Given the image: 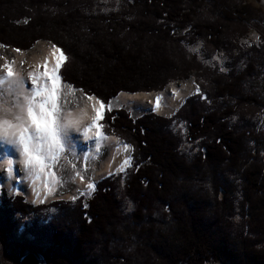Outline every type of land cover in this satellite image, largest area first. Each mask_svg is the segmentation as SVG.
Segmentation results:
<instances>
[{"label":"trees","instance_id":"obj_1","mask_svg":"<svg viewBox=\"0 0 264 264\" xmlns=\"http://www.w3.org/2000/svg\"><path fill=\"white\" fill-rule=\"evenodd\" d=\"M85 1L92 0H0V46L21 51L44 40L58 48L64 59L56 124L75 107L64 105L67 89L95 97L103 105L102 133L128 146V166L94 181L89 195L71 206L51 202L57 214L46 224L32 221L19 240L9 233V217H24L32 207L16 203L17 196L8 201L2 189L0 264H16L29 251L41 253L46 264H264V132L229 123L243 108L264 107V95L246 90L264 57L262 10L245 0H121L114 11L93 13L84 10ZM249 27L260 45L246 49L240 69L203 67L184 47L201 41L218 51ZM191 70L197 93L167 118L111 107L120 92L157 91ZM172 121L182 122L186 141L195 142L192 155L180 152ZM66 162L76 167L62 150L45 168L58 174ZM231 174L237 201L223 182ZM117 196L131 203L128 214ZM24 232L32 239H23Z\"/></svg>","mask_w":264,"mask_h":264},{"label":"rangeland","instance_id":"obj_2","mask_svg":"<svg viewBox=\"0 0 264 264\" xmlns=\"http://www.w3.org/2000/svg\"><path fill=\"white\" fill-rule=\"evenodd\" d=\"M120 1L121 0L85 1L84 3L86 6L84 7V10L93 13H107L116 10L120 6ZM245 1L256 8H259L264 13V0ZM251 45L257 47L260 45V41L255 30L252 27H249L243 37L228 39L223 49L218 51L205 46L201 41H196L191 45L185 44L184 47L187 53L189 55H194L203 67L210 68L219 73H227L230 69L236 70L243 66L242 54H244L246 49ZM48 50H53V45L44 40H38L30 49L21 51L0 46V122H2L0 123V132L3 133L5 131L3 122H7L8 119L9 129L14 133L13 135L19 143V148L21 145L19 128L22 127V121L27 120L28 108V106H26V110L24 109V105H21V100H23V98H28V100L41 101L40 97L34 94V91L37 87L42 86L43 83H45L46 77L44 76V79L38 80L35 75L31 74L30 77L29 74L31 69L34 71L39 70L41 60L45 57L44 55L47 54ZM57 55L60 56L59 53H57ZM42 56L44 57L37 62L31 61L32 59L38 57L41 58ZM5 65L11 70V75L8 74ZM41 69L44 71L43 66H41ZM256 69L258 73H256L254 79L249 83L246 90L257 91L260 95H264V81L262 77V73L264 72V57L258 62ZM197 79L198 77L196 76L195 71L191 70L187 73L185 79L170 81L162 89L157 91H139L134 93L120 92L111 103V107L123 105L133 116L153 112L158 116L167 118L172 114L173 110L180 104L184 97L197 93ZM57 85L58 71L55 85V102ZM23 90L25 92L21 93L20 91ZM66 91V101L64 102V105H75V107L65 110L61 115L59 120L60 130L59 136L57 137V147L55 148L54 153L62 150L67 151L68 161L73 162L76 167H72L70 163L66 162L63 166L58 168V174H56L45 168L46 160H48L54 153L52 155L40 153L38 169L40 173L50 175L54 181L52 190L48 194L41 195L40 191L36 189L28 190V187L31 188L30 184L33 183L32 181H35V177H32L30 169H27L24 166V160H21V158L18 157L19 152L17 151L14 153L10 148L5 146V139L3 136L0 137V194L3 189L4 198L8 199V201H10L12 197L17 196L20 197L21 201L17 200L16 203L19 205L26 203L32 207L26 209L29 214L24 217H21L18 213L11 214L9 217L11 224L9 233L16 240H19V234L23 231L24 227L27 229L30 227L32 221L36 222L37 225L46 224L53 215L57 214V206H52V204H50L51 202H62L65 205L70 203L71 206L79 195L85 197L89 195L93 188L94 181L105 175L116 174L122 171L124 167L128 166V146L123 144L116 137L105 136L102 133L99 121L102 117L103 105H101V103L93 96L85 97L79 92L69 89ZM203 97L204 96L202 95L201 98ZM92 99L98 101L97 105L100 104L94 114L91 111ZM221 101L222 100H220V102ZM47 107L51 108V104ZM84 108L88 111V114L85 117L90 116L88 119L89 121L87 120L86 124L80 119V122H78V118L73 124H65V118L68 113H73L75 111L78 112ZM89 109L91 110L89 111ZM78 114L79 113H77V115ZM80 116H83V114ZM92 123H94V125H92ZM229 123L231 125H238L242 128L250 127L257 132H264V107L257 110L249 109L247 107L243 108L238 114L229 118ZM84 124V128L87 132H99L101 134L100 137L95 141V136L89 140L84 139V133L82 131ZM72 125H77L76 131L69 128ZM170 128L180 141V152L192 155L196 151V148H194L195 142L192 143L186 141L184 124L182 122L172 121ZM30 154L31 157L37 156V153L31 150ZM97 156H101V160L95 166L90 163V161ZM261 156L264 157V148L261 151ZM80 161H86L90 164L87 168L80 169V166L77 164ZM5 173L10 174L11 176L10 185H5L4 183L3 176ZM58 175L64 176L66 180L60 181ZM223 182L226 190L231 194L234 201H237V198H239V192L237 189L238 181L236 175H225L223 177ZM60 190H67L68 192L62 194L59 193ZM28 193L29 196L38 199V201L36 203L29 202L27 198ZM116 198L120 203L119 208L122 213L128 214L132 209L131 203L128 200L119 199L118 196ZM41 203L48 205L33 210V207ZM11 208V204H8L5 207V209ZM238 219V215L234 214L231 221L233 224H236ZM22 238L31 240L32 235L28 232H24ZM210 264L225 263L218 262Z\"/></svg>","mask_w":264,"mask_h":264},{"label":"bare ground","instance_id":"obj_3","mask_svg":"<svg viewBox=\"0 0 264 264\" xmlns=\"http://www.w3.org/2000/svg\"><path fill=\"white\" fill-rule=\"evenodd\" d=\"M44 56H42L41 58L38 57L36 59H32L31 60L32 62L33 61L34 62H37V61H39L40 59H42L44 57L41 60L39 70H37V71H34L32 69L30 70V74L35 75L36 79H38V80L44 79V75H43V72L44 71H42L41 66H43V68H45V64H47L48 70H49V72H51L55 68L57 59L59 58V56L57 55V53L54 54L53 50H51V51L48 50L47 51V54L44 55ZM57 71H58V69H56V79H57ZM42 90L45 93L51 92V90H52V84L50 83L48 77H46L45 83H43L42 86H39V87L36 88V90L34 91V94L36 95V93L41 92ZM20 92L21 93H24L25 91L23 90V91H20ZM36 96H39L40 99H41V101H35V100H30V99L28 100V98L27 99L26 98H23V100H21V103H22L21 105L22 106L24 105V109L25 110H26V106H29V103H31L34 111H38V109L36 108V105H38L39 103L43 102L47 98L46 96H42V95H36ZM19 103H20V101H19ZM97 103H98V101L93 100V99L91 100V108H92V110L89 109V111L91 110L93 114L96 113L95 112L96 109L99 108L98 105H100V104L97 105ZM77 113H79V114L77 115ZM82 114H83V116H80ZM87 114H88V111L85 110V108L83 110L78 111V112L75 111L73 113H68L66 115V118H65V124L66 125L73 124V123H75V121L77 120V118H78V122H80L79 121V119H80V120H83V122H85V124H86L87 120L90 117V116L85 117ZM0 123H2V122H0ZM26 124H27V120H25V121L23 120L21 126H25ZM85 124L82 127V131L84 133V136H83L84 139L89 140L90 138L92 139L95 136L96 138L94 139V141L97 140L100 137L101 134L99 132H96V131L95 132H92V133L89 132V131L87 132L85 130V128H84ZM92 125H94V123H92ZM3 126H5V131L3 133L0 132V137L3 136V138L5 139V143H6L5 146H7L8 148H10L14 153H16L17 151L19 152L18 157H20L21 160L22 159L24 160V166L27 169H30V172L32 173V177H35V181H32L33 183L30 184L31 188L28 187V190L36 189V190H39L40 191L41 195L48 194L52 190V185L54 184L53 183L54 182L53 181V178L50 175H44V174L40 173V171L38 169V161L36 159H33V157L30 156L31 155L30 152H29L28 155H24L23 149H22L21 145H20V148H19V146H18L19 143L15 139V136L13 135L14 133L12 132V130L9 129V121H8V119H7V122H5V123L3 122ZM69 128H72V130L76 131L77 125H72ZM28 135L29 136H33V132H32L31 129H29ZM3 180H4L5 185H10V183H11V176H10V174L5 173L4 176H3ZM29 193H30V191H29ZM29 193H28V197H27L28 198V201L29 202H32V203H36L38 201V199H35L32 196H29Z\"/></svg>","mask_w":264,"mask_h":264},{"label":"snow or ice","instance_id":"obj_4","mask_svg":"<svg viewBox=\"0 0 264 264\" xmlns=\"http://www.w3.org/2000/svg\"><path fill=\"white\" fill-rule=\"evenodd\" d=\"M53 52L54 54L59 53L60 50L53 46ZM63 59L64 57L61 54L57 59L55 68L51 72H49L47 64H45L43 75L48 77L52 84V90L48 93H45L43 90L36 93V95L46 96L47 98L36 105L38 111H34L31 103H29L27 108V124L19 128L20 144L23 153L28 155L30 150L37 153V156L33 157V159H36L38 162L40 160V153L52 155L57 147V134L60 129L54 119L56 69L60 68ZM5 69L11 75V70L7 65H5ZM29 75L31 77V74ZM48 104H51V108L47 107ZM29 129L32 130L33 136L28 135Z\"/></svg>","mask_w":264,"mask_h":264},{"label":"water","instance_id":"obj_5","mask_svg":"<svg viewBox=\"0 0 264 264\" xmlns=\"http://www.w3.org/2000/svg\"><path fill=\"white\" fill-rule=\"evenodd\" d=\"M16 264H46V261L41 253L29 251L20 256Z\"/></svg>","mask_w":264,"mask_h":264}]
</instances>
